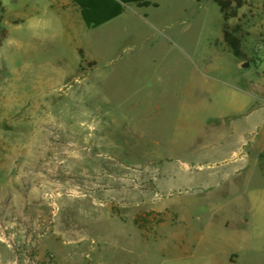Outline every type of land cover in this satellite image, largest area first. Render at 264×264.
Wrapping results in <instances>:
<instances>
[{"label": "rangeland", "instance_id": "rangeland-1", "mask_svg": "<svg viewBox=\"0 0 264 264\" xmlns=\"http://www.w3.org/2000/svg\"><path fill=\"white\" fill-rule=\"evenodd\" d=\"M152 2L73 34L0 0V264H264V174L227 172L264 144V0L242 58L212 0Z\"/></svg>", "mask_w": 264, "mask_h": 264}, {"label": "crops", "instance_id": "crops-1", "mask_svg": "<svg viewBox=\"0 0 264 264\" xmlns=\"http://www.w3.org/2000/svg\"><path fill=\"white\" fill-rule=\"evenodd\" d=\"M30 1L32 0H29V2ZM46 1L50 3L52 6H55L57 8L56 13L58 16L66 18L68 20L69 22L68 28L72 30L73 34H76V32H80L81 28L84 31L87 28H96V27H89L87 25L82 15L81 6L78 3H76L74 0H46ZM26 8H28V5H26ZM39 8L40 11H43V8L41 7ZM87 55L91 59H95V57L91 56L88 51H87ZM259 143L260 140L253 142V144H250L249 141H244L242 144L238 146V148L233 153L234 154L233 163L231 164V167H229L227 171L231 176H235L238 179L242 176H245V178L249 177L250 179V177L254 176V173L257 171H260L262 174H264V170L260 169L259 167L260 165L259 155L260 153H264V144L260 145L261 143L260 144ZM177 167L178 170L183 171V168H181L179 165ZM216 195L217 197H220L218 193ZM221 197H224V195L223 196L221 195ZM241 230H244V228H242ZM238 238L237 240H235L238 242L237 244L234 241L235 243L233 246H229L228 249H225L223 251L222 262H219V264H224L223 261H229L230 264L242 263V259H243L242 255L245 251V244H248V242L251 241V239L248 238L247 236L244 238L241 237L239 239Z\"/></svg>", "mask_w": 264, "mask_h": 264}, {"label": "trees", "instance_id": "trees-1", "mask_svg": "<svg viewBox=\"0 0 264 264\" xmlns=\"http://www.w3.org/2000/svg\"><path fill=\"white\" fill-rule=\"evenodd\" d=\"M81 6L82 15L89 27H97L117 16L125 10V4L136 3L140 7L150 5L157 6L152 0H74ZM201 2L202 0H196ZM216 3L223 15L224 24V41L231 48L237 58L244 57L242 49V40L239 35L242 31L241 25L230 28L226 23L230 18L236 17L238 10L243 5V0H212Z\"/></svg>", "mask_w": 264, "mask_h": 264}, {"label": "water", "instance_id": "water-1", "mask_svg": "<svg viewBox=\"0 0 264 264\" xmlns=\"http://www.w3.org/2000/svg\"><path fill=\"white\" fill-rule=\"evenodd\" d=\"M184 164H186V163H184ZM187 166H188V164H186Z\"/></svg>", "mask_w": 264, "mask_h": 264}]
</instances>
